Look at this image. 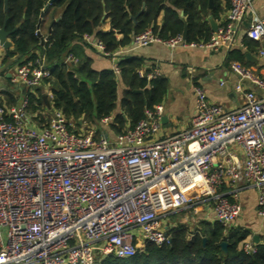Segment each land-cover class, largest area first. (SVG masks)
Here are the masks:
<instances>
[{
  "label": "built area",
  "instance_id": "built-area-1",
  "mask_svg": "<svg viewBox=\"0 0 264 264\" xmlns=\"http://www.w3.org/2000/svg\"><path fill=\"white\" fill-rule=\"evenodd\" d=\"M228 2V21L207 40L162 38L146 28L131 42L229 49L252 0ZM245 35L259 42L256 52L264 57V18L255 16ZM82 39L109 56L110 69L120 74L118 51H107L89 34ZM64 61L78 58L67 54ZM230 68L238 77L239 105L226 109L196 85L190 126L162 138L156 137L160 103L144 108V116L119 133L109 128L111 115L86 130L60 110L45 111L47 120L38 122L24 93L19 106L0 103V264H101L107 256L131 257L147 242L168 243L163 213L202 196L212 199L216 220L229 226L241 211L237 188L245 184L256 188L257 214L264 217V77L238 61ZM137 72L147 79L159 75ZM50 77L39 57L20 61L10 82L32 90ZM240 249L253 254L257 247L242 240Z\"/></svg>",
  "mask_w": 264,
  "mask_h": 264
},
{
  "label": "trees",
  "instance_id": "trees-1",
  "mask_svg": "<svg viewBox=\"0 0 264 264\" xmlns=\"http://www.w3.org/2000/svg\"><path fill=\"white\" fill-rule=\"evenodd\" d=\"M46 1L8 0L4 12L3 1L0 0V26L6 17V29H14L9 35L12 48L8 50V56L23 57V62L42 57L51 72V77L42 81V89H23L29 100L28 110L35 114L38 122L47 120L45 111L60 110L76 127L85 123L83 129L86 130L92 124H99L100 118L111 115L113 120L109 128L119 133L142 118L144 108L162 101L166 78L140 76L137 70L142 66V60L137 57L120 58L118 61L121 67L119 75L124 84L120 94L119 75L111 69H95L91 59L85 55L84 34L93 35L109 52L128 44L132 35L147 27L160 37L168 38L182 34L184 28L176 9L184 10L187 41H204L211 34L208 23L201 19L200 14L207 9V0H169L170 4H166V0H54L49 8L62 6L63 10L52 24L47 40L41 44L36 34V23ZM142 3L144 8L140 10ZM213 5L212 14L215 15L220 0H213ZM161 10L163 23L158 27L155 19ZM134 13L139 19L132 26L129 15ZM103 15L109 17L113 30L123 34L120 41H117L113 30L99 29ZM246 44L255 50L259 46L258 41L249 38ZM235 53L239 55L238 59L249 63L243 53ZM67 54L77 57L78 61L65 62ZM233 61L242 63L235 58ZM47 89L51 92V97H47L48 106L43 99ZM227 228L217 220L192 231L180 226L170 232L168 243L157 245L147 242L131 257L108 256L101 264H264V244H256L257 250L253 254L244 253L240 249L244 234ZM203 237L206 238L204 242ZM221 241L227 243L225 252L220 246Z\"/></svg>",
  "mask_w": 264,
  "mask_h": 264
},
{
  "label": "crops",
  "instance_id": "crops-1",
  "mask_svg": "<svg viewBox=\"0 0 264 264\" xmlns=\"http://www.w3.org/2000/svg\"><path fill=\"white\" fill-rule=\"evenodd\" d=\"M166 4H170L169 0H166ZM142 8H144L143 3L140 5V10ZM212 9L213 7L210 8L208 6L207 0V9L200 11L201 19L206 21L209 26L208 15H211L218 26L226 24L228 21L229 2L220 0V6L215 15L212 14ZM62 10V6L56 9L51 6L44 12L39 25V31L42 36H49L51 22L54 18L59 19ZM176 11L178 17L185 21L184 10L176 9ZM137 13L129 15L132 26H135L139 19ZM255 16L264 18V0H252L251 9L248 11L246 20L239 26L234 44L229 49L224 47L212 49L181 46L170 48L158 42L136 47L131 42L132 37L128 44L117 47L115 50L119 52L115 55L117 62L120 58L137 57L142 60V66L138 69H141L143 73L156 70L159 72L157 76L164 77L167 80L166 91L160 102L162 105V119L157 138L169 136L190 126L195 114V93L193 88L196 85L204 89L210 101L218 103L226 109H233L239 105L242 95L234 89V84L238 81V77L232 72L230 63L234 58L242 61L243 64L245 62L241 58H237L239 55L235 51L243 53L244 56L249 53V59L245 56L249 63L245 65L251 67L256 74L264 77V57L259 56L255 49L246 44L248 38L245 35V29ZM162 23L163 10L158 13L155 19L156 26L160 27ZM109 25H111L109 17L103 15L99 23V29L109 31ZM113 31L117 41H120L123 38V34L117 30ZM90 36L92 39H96L93 35ZM8 38L10 40V37ZM83 43L86 44L84 53L91 59L92 66L95 69L111 68V58L109 56L101 54L100 50L91 43L86 41H83ZM11 48L12 44L9 49ZM9 49L6 50L0 46V84L3 86L0 92V101L6 106H16L18 98L24 92L20 85L10 82V77L14 73L16 65L23 60V57L17 59L16 57L8 56ZM242 83L244 85L249 84L246 80H242ZM123 87L124 84L121 80V75H119L118 91L119 89L122 90ZM252 88L259 91L254 86ZM236 156L240 160L243 157L242 151L238 148L236 149ZM225 189L227 187L225 185L222 186V190ZM237 193L241 211L228 226L227 230L244 234L242 240L251 241L255 245L264 244V217L257 214L256 188L249 184L241 185L237 188ZM212 205L213 201L210 197L202 196L186 206L167 210L163 213L161 220L169 232L180 226L192 231L203 224L216 221ZM254 235L258 236L256 241L253 240Z\"/></svg>",
  "mask_w": 264,
  "mask_h": 264
},
{
  "label": "water",
  "instance_id": "water-1",
  "mask_svg": "<svg viewBox=\"0 0 264 264\" xmlns=\"http://www.w3.org/2000/svg\"><path fill=\"white\" fill-rule=\"evenodd\" d=\"M54 0H47L46 3L44 4V6L41 8L39 15H38V20L36 23V34L40 40V43L43 44L46 40H47V36H42L40 31H39V25L41 23L42 17L44 12H46V10L49 8V5L53 2ZM8 0H3V10L4 12L7 10L8 7ZM208 6L210 8L213 7V0H208ZM133 19H135V17H133ZM58 18H54L51 22V25L57 21ZM183 23H184V28L182 31V36L183 38L186 39V35H187V26H186V22L182 19ZM208 22H209V26L212 32H215L218 28V24L217 22L213 19V17L211 15H208ZM51 25H50V29H51ZM109 29L112 30V26L109 25ZM14 31V29L11 30H7L6 29V17H4L3 23L0 26V46H2L4 49H9V47L11 46L12 42L11 40H9V35ZM246 58L249 59L250 58V54L246 53L245 54ZM40 88L42 89V86H40ZM137 92H141V90H136ZM43 99L45 101V103L47 104V106L49 105L48 100H47V95L44 93L43 94ZM257 235L253 236V240L256 241L257 240ZM205 237L202 238L203 242L205 241ZM220 246L222 248V250L225 252L226 251V247H227V243L225 241H221L220 242Z\"/></svg>",
  "mask_w": 264,
  "mask_h": 264
},
{
  "label": "rangeland",
  "instance_id": "rangeland-1",
  "mask_svg": "<svg viewBox=\"0 0 264 264\" xmlns=\"http://www.w3.org/2000/svg\"><path fill=\"white\" fill-rule=\"evenodd\" d=\"M247 14H248V12H247ZM119 92H120V94H121V90L119 89ZM44 93L47 95V97H51V92H50V90L49 89H47V90H45L44 91ZM24 94L22 93L21 94V96H20V98H18V102L16 103V106H19L21 103H22V101H23V99H24ZM81 122V121H80ZM98 124V123H97ZM97 124H94V125H97ZM85 126V123H83L82 125H81V127H84ZM108 257V256H107Z\"/></svg>",
  "mask_w": 264,
  "mask_h": 264
}]
</instances>
